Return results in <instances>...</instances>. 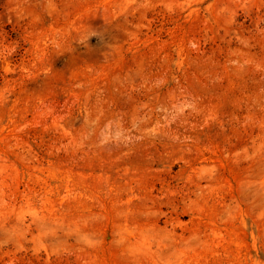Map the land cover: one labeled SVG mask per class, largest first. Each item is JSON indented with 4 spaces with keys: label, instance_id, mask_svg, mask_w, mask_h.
<instances>
[{
    "label": "rangeland",
    "instance_id": "1",
    "mask_svg": "<svg viewBox=\"0 0 264 264\" xmlns=\"http://www.w3.org/2000/svg\"><path fill=\"white\" fill-rule=\"evenodd\" d=\"M0 264H264V0H0Z\"/></svg>",
    "mask_w": 264,
    "mask_h": 264
}]
</instances>
